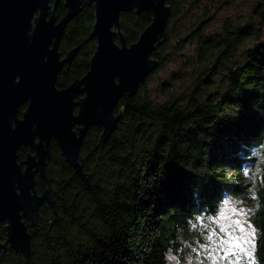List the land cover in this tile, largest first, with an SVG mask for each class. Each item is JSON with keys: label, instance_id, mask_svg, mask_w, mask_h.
<instances>
[{"label": "trees", "instance_id": "trees-1", "mask_svg": "<svg viewBox=\"0 0 264 264\" xmlns=\"http://www.w3.org/2000/svg\"><path fill=\"white\" fill-rule=\"evenodd\" d=\"M214 2L167 0V38L152 54L158 65L135 96L120 99L115 108L120 121L103 146L100 125L86 134L79 161L88 181L53 142L47 170L57 217L52 218L50 207L42 209L27 222L30 254L7 244L0 248V264H170L169 254L184 251V241L197 233L193 222L216 215L227 198L247 193L244 170L252 167L262 168L255 187L260 206L251 263L242 264H264V162L259 159L264 154V0L244 23L226 18L220 31L208 32ZM194 8L198 15L185 18ZM66 11L62 0L54 14L60 19ZM151 20L147 10L121 12L126 43H135ZM94 22V8L83 4L67 24L60 51L80 49L58 75L59 88L89 70L97 44L89 37ZM186 39L197 44L199 77L191 87L184 84L179 95L157 101L153 75L169 59L170 43L180 50ZM221 70L225 85L210 91L209 76ZM176 78L171 74L161 89L169 90ZM18 155L21 162L25 150ZM0 236L5 241L4 223Z\"/></svg>", "mask_w": 264, "mask_h": 264}, {"label": "water", "instance_id": "water-1", "mask_svg": "<svg viewBox=\"0 0 264 264\" xmlns=\"http://www.w3.org/2000/svg\"><path fill=\"white\" fill-rule=\"evenodd\" d=\"M60 1L0 0V228L4 223L7 234L5 241L0 236V248L8 244L25 255L31 251L27 221L34 219L38 207L48 201L52 218L57 217L46 170L52 140L88 181L79 161L86 134L100 125L103 146L114 133L121 118L115 113L120 99L135 96L159 63L152 54L167 38L171 13L167 0H64L67 11L58 19L54 11ZM83 3L95 11L89 37L97 40L96 49L87 73L59 88L58 75L80 49L76 46L63 57L60 44ZM133 10L150 11L152 20L128 45L120 14ZM22 146L35 153L19 163ZM35 173L42 195L34 188Z\"/></svg>", "mask_w": 264, "mask_h": 264}, {"label": "rangeland", "instance_id": "rangeland-1", "mask_svg": "<svg viewBox=\"0 0 264 264\" xmlns=\"http://www.w3.org/2000/svg\"><path fill=\"white\" fill-rule=\"evenodd\" d=\"M205 1V0H203ZM215 2L210 5L214 8V13L211 16L208 32L220 31L223 27L226 18H231L235 22H245L247 18L253 15L252 8L255 4L262 0H214ZM200 10L198 8L189 9L186 11L185 18L198 15ZM183 17V18H184ZM190 21L185 23V29L191 25ZM189 23V24H188ZM191 31V30H190ZM264 37V33H263ZM187 38V37H186ZM189 39V38H188ZM186 39V40H188ZM178 44L170 43L169 46V59L160 68V70L153 75L151 87L153 90V97L157 101H166L172 96L179 95L184 89V84L193 86L194 81L198 79V72L195 71L197 67V44L195 40H188L181 48L178 49ZM238 53L236 60L242 57ZM192 62H196L192 65ZM235 64H233L234 66ZM217 76H209L212 78L213 87L222 88L225 85L226 77L223 71ZM177 76L175 85H167V91L161 89V82L170 80L171 74ZM200 76L205 77L204 74ZM208 81H205L207 83ZM216 91V90H215ZM180 98L179 101H182ZM260 163L264 162V154L259 153ZM261 166V165H258ZM262 168L252 167L244 170L245 181L250 184L246 194L233 195L227 198L223 204L220 205L219 211L214 216L200 217L197 222H193L192 227L197 229V233H192L193 237L184 241V251L179 254H169L170 264H242L243 261L251 263L250 259L253 256V245L257 234L255 227V218L259 209V201L256 194L257 176L261 177ZM240 220L244 222L246 231L254 233L250 237L251 243L245 245L247 250L252 253L248 256L246 253H240L233 245L227 243V238L231 229L229 225L233 222ZM234 226V225H233ZM226 231L221 232V228ZM234 234H239L237 231ZM211 237V239H209ZM229 247L233 251L228 252Z\"/></svg>", "mask_w": 264, "mask_h": 264}, {"label": "snow or ice", "instance_id": "snow-or-ice-1", "mask_svg": "<svg viewBox=\"0 0 264 264\" xmlns=\"http://www.w3.org/2000/svg\"><path fill=\"white\" fill-rule=\"evenodd\" d=\"M234 225V226H233ZM233 225H229L228 228L231 229V232H229L228 238H227V243L229 245L235 246V248L240 252V253H246L248 256H251L252 253L247 250L245 245L251 243L250 237L254 235V233L246 231V227L244 222L240 220H236L233 222ZM221 232L226 231L225 228L220 229ZM239 232V234H234L236 232ZM211 239V237H209ZM233 251L232 247H229L228 252L231 254ZM238 264V262H237Z\"/></svg>", "mask_w": 264, "mask_h": 264}, {"label": "flooded vegetation", "instance_id": "flooded-vegetation-1", "mask_svg": "<svg viewBox=\"0 0 264 264\" xmlns=\"http://www.w3.org/2000/svg\"><path fill=\"white\" fill-rule=\"evenodd\" d=\"M62 1V0H61ZM60 1V2H61ZM52 4H54V2L52 3ZM84 5H87L86 3H83ZM67 9V8H66ZM63 40V39H62ZM61 45V44H60ZM68 53V52H67ZM66 53V54H67ZM66 54H64L63 55V57L66 55ZM53 142H56L55 140H52V144H53ZM52 144H51V151H52ZM21 148H23L24 150H25V152H26V156H25V158H22V160H21V162L18 160V162L19 163H22L26 158H27V156L29 155V154H34L35 153V151H34V149H32L31 147H24V146H22V147H20L19 149H21ZM18 149V150H19ZM50 156H51V154H50ZM19 159V158H18ZM49 160H50V157H49V159H47V163L49 162ZM21 167L22 168H25V165H21ZM46 170H47V165H46ZM47 174H48V170H47ZM34 177H35V186H34V188H35V190H36V192H37V194L38 195H42V194H44V189L42 188V186H41V183H40V178H39V174L38 173H35L34 174ZM48 177H49V175H48ZM50 179V178H49ZM51 181V180H50ZM52 185V184H51ZM49 202L48 201H46V202H44L42 205H40L39 207H38V210H37V212H36V214H35V217H36V215L42 210V209H44V208H48V210H49ZM34 217V218H35ZM27 222H29V221H27Z\"/></svg>", "mask_w": 264, "mask_h": 264}]
</instances>
